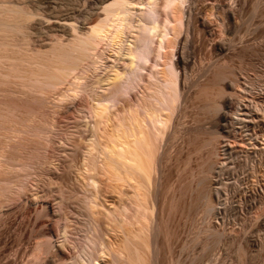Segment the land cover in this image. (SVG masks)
Listing matches in <instances>:
<instances>
[{
	"label": "bare ground",
	"instance_id": "bare-ground-1",
	"mask_svg": "<svg viewBox=\"0 0 264 264\" xmlns=\"http://www.w3.org/2000/svg\"><path fill=\"white\" fill-rule=\"evenodd\" d=\"M50 1L0 0V219L6 206L23 194L33 214L50 212L41 199L53 191L54 197L63 196L48 182L57 162L68 170L76 166L78 189L68 194L75 195L82 210L79 247L71 256L64 252L71 241L66 219L58 214L55 227L36 231L29 257L21 263L93 264V259L107 256L113 264H147L150 238L160 229L152 189L167 149L180 135L190 142L204 129L201 134L207 138L198 148L205 147L207 157L216 158L203 159L202 171L208 173L212 164L222 169L227 161L223 145L231 135L229 119L236 114L232 101L239 85L226 78L227 60L218 57L229 41L222 36L239 33L236 13L227 2L215 7L198 6L197 0H97L94 18L78 21L82 12L77 4L83 0ZM33 33L44 41L34 42ZM216 33L218 40L209 44L205 61L201 58L196 64L188 49L195 40L203 45ZM252 88L249 84L241 89ZM197 99V109L213 116L210 125L180 127L184 109ZM72 103L73 109L68 106ZM249 112L238 118L246 128L243 132ZM60 140L63 155L50 153ZM261 142L258 151L264 166V135ZM106 182L112 184L117 204L104 207L102 214L113 223L117 242L101 229L97 216L103 205L99 192L102 184L109 186ZM171 185L167 187L172 193ZM222 186H203L200 210L212 225L194 229L193 243L202 230L219 237L218 227L223 225L216 226L212 215L223 199ZM173 197L169 196L168 217L177 207ZM255 211L256 217L264 211V196ZM190 225L197 228L192 217ZM261 227L264 231V224ZM244 244L235 255L240 263L250 249ZM258 249L252 256L255 264L264 260V240Z\"/></svg>",
	"mask_w": 264,
	"mask_h": 264
},
{
	"label": "rangeland",
	"instance_id": "rangeland-1",
	"mask_svg": "<svg viewBox=\"0 0 264 264\" xmlns=\"http://www.w3.org/2000/svg\"><path fill=\"white\" fill-rule=\"evenodd\" d=\"M221 1L197 0L198 6H200L199 4L208 3L217 7L227 2L232 6L230 8L234 9V13H236L233 20L235 24H238H236V29H238L237 32L239 31V33L231 32L230 36H222L229 41H227L228 45L226 44L223 53L219 54V57L217 56L224 61L227 60L225 68L226 78L234 79L239 85L235 88L239 94L234 96L232 101V111H235L236 114L229 119L231 135L227 143L223 145L227 149L226 157L228 158L223 159H227V164L225 163L222 169L219 170L217 164H212L208 173L202 171V161L207 157V149L205 147L200 148L205 141L201 142L202 139L207 138V134H201L204 129L200 132V135L196 136L197 139L192 140L190 138L193 143H191L192 141L188 142L187 138L180 135L174 141V147L167 149L166 158L160 160L155 177L156 181L152 189H155L153 192L156 194L155 198L157 200L155 217L157 216L160 229L159 232L153 234L154 237L151 236L150 238V244L145 254L147 264H204L205 262V264H237L236 262L239 259L235 255L238 248H241L240 245L242 243H245L247 249H250L246 253L244 252L243 261L241 263L238 262V264H255V259L252 256L259 250L260 241L264 240V231H261V224L262 226L264 224V211L258 216L259 219L255 216V209L264 196V166L260 162L261 152L258 151L259 147H261L260 143H263L261 141L264 135V0ZM50 2L53 3L55 0ZM77 5V9L82 12L77 17L78 21H84L88 17L93 19L96 10H98V7L94 6L98 5L97 0H83ZM60 15L62 13L58 16ZM213 28V30H216V27ZM36 38L39 39L37 40ZM41 38L44 39L43 36L32 34L34 42L35 40H37L36 42L44 41ZM205 39L206 42L203 45L201 42L199 44V40L193 42V48L196 51L193 48L192 50L188 49L189 56L196 64L201 58L202 61H205L210 49L209 44L214 39L218 40L217 33L208 35ZM221 59L219 60L222 61ZM249 84H253L251 92L241 89L244 87L248 88ZM190 93L188 94L193 95ZM194 102L195 104H190L184 109L183 116L180 118V127L186 129L201 124L200 126L206 129L210 125L209 122L213 116L208 112L197 109L198 99ZM256 103H258L259 108H262H260L262 114L258 112L260 109L255 110L254 105ZM68 106L72 109L75 108L74 103ZM248 110L251 116L246 117L249 119L248 121L246 118L244 120L247 121L245 123L249 126L243 132V129L246 128L240 127L242 124H239L238 118L245 117L242 112L247 113ZM243 134H247V138ZM200 142L201 144L198 148ZM62 147V140H60V143L57 142L56 145L54 144V146L50 147V153L63 155ZM215 158L214 156H211V158L207 157V159L214 160ZM207 159L206 161H208ZM57 163L58 166L48 182L51 187L60 188L63 191V196L54 197L56 192L53 191L52 194L44 195L41 199L48 202L50 212H40L38 215L33 214V206L26 200L27 195L24 194L19 197L18 201L16 200V202L6 206V212L0 219V264H22L21 262L29 257V249L35 239L36 231L42 230L48 225L55 227V216L58 214H61L66 219L68 226L66 229L69 230L67 236L70 238L68 240L71 241L69 245H66L67 248H64V252L67 256H71L79 247L83 234L78 230L82 224L83 216H80L82 210L79 208L76 198H73L75 195L71 194V197L68 194L69 190L71 193L74 188L78 189L79 176L77 168L74 166V168L72 167L68 170L63 168L62 163ZM201 177L204 178L200 181ZM106 184H109V186L104 187V184H102L103 190L101 189V192H99L102 199L100 204L102 203L103 205H99L98 209H100H97L99 211L97 216L102 224V226L100 225L101 229L107 232L108 236L114 240L115 230H112L114 225L104 219L102 212L104 207L111 208V204L113 206L117 204V196L116 193L114 194L111 191L112 187L110 188V185L112 184L109 182H106ZM221 184L223 186L220 188L219 193L223 199L220 201V205L217 204L219 208L215 210V214L213 213L212 221L215 222L216 226H218L217 222H221L225 226L220 227L226 229L222 231L218 227L221 232L218 235L219 237L216 238L215 236V239L207 232L203 233L202 230L199 238L193 243L191 239L194 236V229L211 227L209 218L200 210V192H202L204 185L206 188H217ZM169 185L175 188V192L173 188L171 191L174 192H172L175 195L173 199L177 207L173 211L174 213L168 217V208L172 198H169V196H173ZM157 186L158 188H156ZM168 193L171 194L169 195ZM191 217L194 218L197 228L191 227ZM208 224L209 226H207ZM117 240H119L118 237H116L115 241L117 242ZM185 243L188 246L183 248L184 246L182 245H185ZM50 254L53 257V250ZM261 254V258L264 259V250L261 251ZM103 258L98 260L95 258L92 263L113 264L114 262L112 257L107 258V256H104ZM261 262L264 264V260Z\"/></svg>",
	"mask_w": 264,
	"mask_h": 264
}]
</instances>
